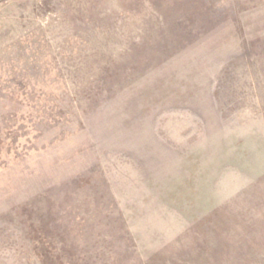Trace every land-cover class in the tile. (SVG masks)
Returning a JSON list of instances; mask_svg holds the SVG:
<instances>
[{
  "label": "rangeland",
  "instance_id": "rangeland-1",
  "mask_svg": "<svg viewBox=\"0 0 264 264\" xmlns=\"http://www.w3.org/2000/svg\"><path fill=\"white\" fill-rule=\"evenodd\" d=\"M0 264H264V0H0Z\"/></svg>",
  "mask_w": 264,
  "mask_h": 264
}]
</instances>
